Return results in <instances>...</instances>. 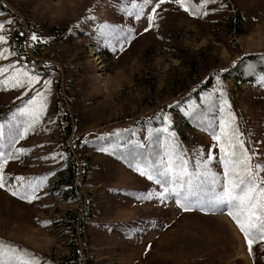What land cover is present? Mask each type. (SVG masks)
<instances>
[{
	"label": "rangeland",
	"instance_id": "1",
	"mask_svg": "<svg viewBox=\"0 0 264 264\" xmlns=\"http://www.w3.org/2000/svg\"><path fill=\"white\" fill-rule=\"evenodd\" d=\"M134 3L142 0H0L5 13L0 20L16 21L14 27L5 25L8 43L0 44L16 55L6 53L0 65L39 74L36 87L42 88L44 79L53 81L40 124L17 144L28 151L8 159L4 168L0 242L34 253L41 264H264V251L254 245V256L248 254L226 210L184 212L174 199L137 200L159 186L128 167L137 144L145 145L140 150L145 156L159 159L169 135L162 129L168 127L179 149L188 150L191 165L197 149L212 152V171L222 176L219 148H213L215 141L204 130L210 122L219 130L221 101L218 91L211 101L209 94L221 69L243 54L264 55V0H216L205 17L166 2L157 12L159 27L147 32L146 16L137 21L125 11L134 10ZM231 9L244 18V32L235 38L229 28ZM89 15L93 18L84 19ZM105 25L134 28L135 36L123 51L113 40V51L99 31ZM32 32L48 42L32 44L27 39ZM211 75L212 85L194 94ZM220 81L239 127L255 142L247 146L258 148L264 142V86L221 76ZM23 92L0 89V123L31 97ZM67 152L80 166L77 197L55 183L67 172ZM45 175L39 199L30 203L8 190L16 187V176L38 181ZM68 210L77 213L75 232L66 225ZM72 249L79 256L68 259Z\"/></svg>",
	"mask_w": 264,
	"mask_h": 264
},
{
	"label": "snow or ice",
	"instance_id": "2",
	"mask_svg": "<svg viewBox=\"0 0 264 264\" xmlns=\"http://www.w3.org/2000/svg\"><path fill=\"white\" fill-rule=\"evenodd\" d=\"M166 2L175 3L191 15L205 17L209 14L207 6L214 4L216 0H199V3L195 5L193 0H157L148 13L145 12V9L153 4V0H142V3L138 5L133 4L134 10L125 9V11L129 17L134 16L137 21L146 16L147 27L144 31L147 32L153 27H159L157 9H160L161 5ZM224 6L220 5L221 8ZM215 10L217 9H213V11ZM87 11L91 13L93 9L89 8ZM4 15V12H0V16ZM92 18L91 15L84 17V19ZM15 24L14 19L0 20V44L8 43V37L4 34L5 25L14 27ZM79 26L77 23L76 27ZM11 30L12 28L8 29V31ZM99 31L106 46H112L114 40L115 43L120 44V51L124 50V43H130L135 36V29L131 27L125 30L121 26L105 25ZM19 34L25 36L23 31ZM27 39L32 44L48 42L36 32H32L30 36H27ZM112 50L115 51L114 46H112ZM6 53L16 55L15 52H10L7 47H4L0 48V59H5ZM220 71L223 72L226 69ZM216 79L217 87L213 93L209 94V100L211 101L215 92H219L221 101L219 130H216L213 122H210L204 130L208 131L212 140L215 141L213 148H219L218 163L223 166L222 176L212 171L211 165L216 159L212 152H201L197 149L196 163L191 165V158L186 157L188 150L179 149L175 143L176 134L169 133L168 127L162 129L169 135L166 136L164 151L159 159L153 160L150 156H145L140 151L145 145L137 144L135 145L136 151L131 154L128 167L159 186V191L148 190L138 194L137 200H159L164 203L174 199L176 205L184 212L199 210L209 213L226 210L227 215L242 233L248 254L254 256V245H259L264 251V142L258 148L247 146L250 142H255L251 141V137L246 138L245 132L239 127L236 116L230 110L227 92L224 90L225 86L221 83L219 75ZM52 83L51 79H44L42 88L36 87L41 84L39 74L11 63L0 65V89H23L22 95L25 97L30 92L32 93L30 98L23 100L21 105L17 106L9 120L0 123V140L5 141L3 145H0L5 149L0 150V188L6 186L4 168L8 159H20L28 151L24 147H17V144L40 124L47 109V98L51 94ZM163 119L166 124L171 122L169 115H164ZM6 125L7 131L5 130ZM87 142L85 141V143ZM8 148L12 151H6ZM99 150L109 151L108 148L103 147ZM49 174L54 175V173ZM14 179L17 182L16 187H8V190L13 196H18L30 203L32 200L39 199L37 192L47 181V175L38 181H26L23 176H16ZM43 223L50 224L52 221ZM0 264H41V258L25 249L5 246L0 242Z\"/></svg>",
	"mask_w": 264,
	"mask_h": 264
},
{
	"label": "trees",
	"instance_id": "3",
	"mask_svg": "<svg viewBox=\"0 0 264 264\" xmlns=\"http://www.w3.org/2000/svg\"><path fill=\"white\" fill-rule=\"evenodd\" d=\"M194 5L199 3V0H193ZM159 9H157V12ZM229 16V28L232 37L235 38L238 34L243 33L244 18L240 11L236 9H231ZM192 70V69H191ZM221 79L226 78L232 79L235 82H255L260 81V85L264 86V55L263 54H243L238 58L236 63L228 68L226 71L220 72ZM196 77L192 78L191 81H196ZM215 81L213 75H211L207 81L204 82L203 87H198L193 93L198 94L202 89H205L212 85ZM70 152V151H69ZM127 159V158H126ZM128 160V159H127ZM67 172L60 173L56 179V184L66 185L69 190H64V193L69 191L77 197L78 193V180L80 178V166L75 157L71 153L67 152L66 157ZM76 212L73 210H68V218L66 220V225L72 231L78 230L79 222L76 225ZM82 223V222H81ZM80 223V225H82ZM79 256V251L76 249L71 250L70 258H77Z\"/></svg>",
	"mask_w": 264,
	"mask_h": 264
},
{
	"label": "built area",
	"instance_id": "4",
	"mask_svg": "<svg viewBox=\"0 0 264 264\" xmlns=\"http://www.w3.org/2000/svg\"><path fill=\"white\" fill-rule=\"evenodd\" d=\"M81 141H85V140H81Z\"/></svg>",
	"mask_w": 264,
	"mask_h": 264
}]
</instances>
